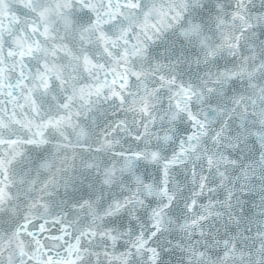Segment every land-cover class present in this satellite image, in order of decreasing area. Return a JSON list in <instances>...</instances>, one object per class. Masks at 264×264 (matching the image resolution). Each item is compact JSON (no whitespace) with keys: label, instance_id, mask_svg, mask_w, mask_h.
<instances>
[{"label":"snow or ice","instance_id":"obj_1","mask_svg":"<svg viewBox=\"0 0 264 264\" xmlns=\"http://www.w3.org/2000/svg\"><path fill=\"white\" fill-rule=\"evenodd\" d=\"M0 0V264H264V0Z\"/></svg>","mask_w":264,"mask_h":264}]
</instances>
